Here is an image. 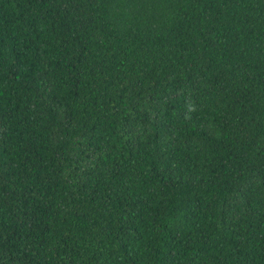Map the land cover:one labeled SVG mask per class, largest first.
Masks as SVG:
<instances>
[{
    "label": "trees",
    "instance_id": "trees-1",
    "mask_svg": "<svg viewBox=\"0 0 264 264\" xmlns=\"http://www.w3.org/2000/svg\"><path fill=\"white\" fill-rule=\"evenodd\" d=\"M0 264H264V0H0Z\"/></svg>",
    "mask_w": 264,
    "mask_h": 264
}]
</instances>
